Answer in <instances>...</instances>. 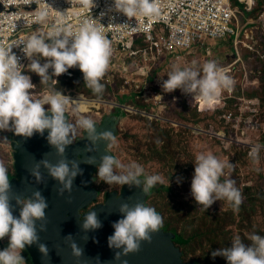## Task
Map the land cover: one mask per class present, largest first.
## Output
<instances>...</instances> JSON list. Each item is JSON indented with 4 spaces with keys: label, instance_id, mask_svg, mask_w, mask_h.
<instances>
[{
    "label": "clouds",
    "instance_id": "9594fccd",
    "mask_svg": "<svg viewBox=\"0 0 264 264\" xmlns=\"http://www.w3.org/2000/svg\"><path fill=\"white\" fill-rule=\"evenodd\" d=\"M158 2L159 0H113L111 10L122 13L128 18L136 16L155 17L159 14ZM82 3L92 8L95 6L94 0H82ZM49 8L52 6L46 4L45 8L36 11V20L39 24L47 23ZM254 10L256 13L258 12L257 8ZM57 12V23L50 33H44L38 28L24 40L6 47L0 46V131H12L17 136L31 138L34 133L43 135L45 130H48L47 141L61 159L53 164L48 159L43 158L29 169V174L35 178L37 184L44 183L40 171L43 167L48 176L58 182L57 193L60 196H63L65 192L69 194L72 192L76 177L83 174L79 166L81 163L96 165V176L109 186L136 187L147 195L157 184L165 183L164 176L149 174L143 165L137 162L125 164L112 155L108 149L117 145L116 134L111 130L98 131L99 127L90 116L79 115L74 122L69 120L67 115L69 107L72 106L74 112H79L80 106L84 102L82 96L78 100H73L69 96L82 93L64 95L56 88H48L44 93H41L43 94L41 97L35 98L30 91L35 88V85L32 84L30 76L22 74L23 65L19 62L20 57L12 51L13 46H23L21 50L24 56L30 60L28 70L41 78V84H47L53 80V85H56L60 75L67 73L71 68L78 67L83 76L80 71H76L84 79V86L99 98L104 92V85L101 81L104 79L108 68L111 72L105 77L106 82L112 83L115 72L124 77L121 68H116L117 62L110 63L112 45L105 35L106 27L100 23L99 19L86 18L78 27L71 29L64 24L65 13ZM103 15L102 13L101 18ZM245 29L248 28L237 31L239 33L237 37L227 36L223 39L197 41L199 44L196 48L204 49H207V41L224 42L229 54L222 66L215 60L206 61L201 68L187 66L181 68L173 65L167 73V80L162 83L163 90L170 93L180 89L187 94L186 99L190 95V98L195 100H191L190 104L198 105L200 109L207 111L224 106L226 95L230 94L225 90H230L235 83L240 81L246 88L257 85V81L250 79L241 56L240 49H248L244 45L245 42H248L244 34ZM49 41L51 42L49 43ZM232 44L235 45V48ZM193 48L195 47L192 46L191 50ZM248 50L255 51V49ZM184 54L180 60H184ZM37 55L48 58L47 62L41 64L40 60L35 58ZM233 62H235L234 67L237 68L234 74H237L239 70L243 73L241 79L234 76L232 70L227 72L224 69ZM167 66L170 65L167 64ZM49 69L52 70L51 73ZM245 74L249 80L247 85L244 82ZM156 97L161 98L160 96ZM99 100L102 105L114 106L117 104L113 100ZM256 100L260 102L259 99ZM200 104L205 108H201ZM45 105L49 106L47 113L50 115L46 113ZM116 108L118 106L112 107V109ZM112 109L105 112L102 109L101 117L106 113H114ZM170 122V124L173 123V121ZM77 130H83L87 134L86 138L90 141V146H86L83 150L85 153L98 152V146L101 143H106L105 154L100 155L99 158L95 155H87L83 159L69 160L65 155L66 149L74 143ZM218 133L208 132V135L219 138ZM224 136V139H219L223 141L228 139L226 134ZM6 142L8 140L4 138L0 144ZM261 148L264 147L254 145L250 149L249 156L254 162L259 159ZM192 162L195 167L191 181V196L197 205L207 210L216 201L226 200L234 208L240 206L243 201V194L236 186V181L230 177L221 180V177L226 175L225 169L234 170L236 165L221 159L211 151L198 152ZM13 200H15V205L19 206V217L13 215ZM47 208V200L39 190L34 191L30 197L12 194L8 169L5 163L0 160V240L5 237L8 238L7 247L0 250V264H26L22 252L26 246L32 245H37L42 258L48 260L49 249L46 244L40 243L39 236V232L47 230L46 224L42 223L39 232L37 230V221H45ZM118 212L122 218L112 224L114 233L108 237V247L116 250L114 261L119 262V264H128V261L123 258L129 254L139 253L142 242H152L153 234L159 232L163 227V217L154 207L139 200L133 204L122 203ZM80 223L85 233L102 227L98 213L93 210L87 212ZM247 238L250 245L245 244L239 235L234 236L232 246L212 252L213 258L222 256L226 258L228 264H264V236L252 233ZM65 239L71 241L69 246L72 256L79 261L83 256V249L73 240L72 235H68ZM84 239L87 241L88 237L86 236ZM95 264H100L99 257L95 259Z\"/></svg>",
    "mask_w": 264,
    "mask_h": 264
},
{
    "label": "rangeland",
    "instance_id": "374dc122",
    "mask_svg": "<svg viewBox=\"0 0 264 264\" xmlns=\"http://www.w3.org/2000/svg\"><path fill=\"white\" fill-rule=\"evenodd\" d=\"M258 4V10H262L264 6V0H256ZM230 4L233 8L236 9L235 18L232 21V26L236 29L242 30L244 28H251L252 25L249 24L250 18L249 17H258L259 18V11L256 13L254 12H246L244 10V6L240 3H238L237 0H230ZM159 30L163 32V35L159 34ZM260 34V33H257ZM167 32L163 29L162 25L155 26L152 32L153 39L155 42L161 43L162 37H166ZM162 36V37H161ZM259 41L255 44V51L252 52L254 55L256 53H263L264 52V41L262 40L261 36L258 37ZM198 42L194 44V47L192 50L190 49L188 53L184 54L183 58L184 60L180 61H174L171 59L169 55L165 56L164 53H162L160 56H158L157 59L152 61V56L156 54V50H150L149 49V43L145 42L142 36H134L133 37V47L132 50L136 52L135 56L131 57H123L122 62H124L126 68H127V75L130 79L143 81L144 78L146 80L147 84H151L152 86L158 85L161 81L162 74L160 73L159 76L157 75L155 79H153L152 83L149 79L151 77V68L154 67L155 70H158L163 64H165V70L169 72L173 65H176L178 67H194L197 68V64H204L206 61L209 60H215L220 66H222V63L225 61L227 55L229 54L227 45L224 44V42L221 41H207L206 47L204 48H196L198 47ZM232 46L235 48V45L232 44ZM143 51H145L147 55V61H144L142 54ZM48 58H45V61H47ZM121 61V60H118ZM166 63H168L167 66ZM116 65V68H118V65ZM143 65H147L149 68L147 70L143 69V71L138 72L137 70L142 67ZM235 70L237 68L234 67L232 69V74H234ZM111 72V70L108 68L106 74ZM121 73V71H120ZM143 73L145 74L144 77L142 76ZM23 75H28L31 77V82L33 85H35V88L30 90L35 98L41 97L45 92V87L41 85H37L34 83L36 79L41 81V78L34 72H31L28 70V66L25 67V69L22 72ZM123 78L122 86L124 84L125 78ZM167 80V79H165ZM54 81H51V84L48 83L47 86L53 85ZM56 87V86H55ZM159 88L158 91L164 96V102H165V111H164V105H162L161 110L164 111L163 115L168 118H176L177 113L175 111V106L171 102H167L169 99V92H165L162 88V84L158 85ZM149 88V89H147ZM152 87L147 86L144 83H140L139 90H130L128 93L131 95H125V94H119L121 97L125 95L124 99L128 100L130 102L137 101L136 98L140 99V97H143L144 90L147 89L148 92L151 93L149 98L147 99V102L149 100H152L154 103L155 99L152 97V95L156 92H153ZM59 90V89H58ZM146 91V92H147ZM233 91V87L225 92L231 93ZM262 95L261 99L264 98V81L262 83ZM140 94V95H139ZM136 95H139L138 97ZM82 96L84 98V102L80 106L79 112H74L72 110V106L69 107V111L67 115L69 116V120L75 121V119L79 115H86L90 116L92 119L99 120L101 118V114L103 112L108 111V109H111L109 106L110 104H100L99 99H94L89 96H86L84 94H75L74 96H69L73 100H78L79 97ZM129 96V97H128ZM157 96V95H155ZM158 98V97H157ZM156 98V99H157ZM123 99V100H124ZM160 99V98H159ZM188 99V100H187ZM186 103L188 105H191L189 102L191 100L195 101L193 98H190V95L187 96ZM119 99H117L118 105H128V102L125 103V101L118 102ZM192 101V102H193ZM163 102V100H162ZM103 103V102H102ZM116 103V102H115ZM204 104V103H203ZM241 105V103H240ZM45 110L48 109V105H45ZM100 108L99 114L96 112L97 109ZM201 108H205V106H201ZM134 108V107H133ZM103 109V112H102ZM119 108H116L114 112H118ZM135 110L142 111L139 109L134 108ZM254 109V108H252ZM246 111H249V109L245 108L244 113ZM145 112V111H144ZM162 112L158 113V108H156V105L153 104L151 115L159 114L160 117H162ZM183 110H180L179 113L182 114ZM125 115L123 116V119H121L120 123L117 126V145L110 148L109 151L112 153V155L119 158L123 163L127 164L130 162H137L145 167V170L149 174H158V172L164 168L167 170L170 174H174L176 172V169L179 168V171L175 173V180L176 182L180 183L179 189L177 191L171 193V191H159L155 188L152 189L149 197L147 198L146 204L149 206H152L158 211L161 216L163 217V223L164 224H170L172 228H176L177 233L185 235V238H190V243L184 246H180L186 254L183 259L185 261H190L191 257L196 256H202L203 250V239L199 236H195L194 233L196 231V227L199 223V218L202 216L205 220L212 219L213 216L206 218L205 216V209L202 206H198L197 208H191V206H181L178 203L174 204L176 199L182 198L184 192L182 190H187L186 194H191V181L194 174V163L192 162L195 158V155L198 152H206L211 151L210 145L208 141H206L205 138L202 139H193L189 135V131H192L194 135L203 134L208 135V131L203 130L201 126L203 124H192V120L194 119V115L191 113V115L188 114V119L184 118L185 121H180L178 123H172L171 127L172 129H169L167 125L161 124H153V123H147L144 120H142L138 116H132V115H138L135 113L138 112H129L125 111ZM241 113V112H240ZM143 114V113H141ZM141 114H139L141 116ZM181 114L178 115V118H181ZM243 114V113H242ZM250 114V113H247ZM143 114L142 117H146L149 120H152L154 118H151V115H145ZM187 115V112L185 111V116ZM251 115V114H250ZM248 115L247 119H250L252 116ZM227 117V116H226ZM241 119V116H238ZM253 118V117H252ZM246 119V120H247ZM156 120V119H154ZM169 121V119H166ZM159 121V120H157ZM171 121V120H170ZM168 123H171V122ZM264 126V122L263 125ZM261 126V128H262ZM185 128L188 129L187 132H179V128ZM252 130V129H251ZM81 130H77V135L74 137L76 139L81 135ZM12 131H0V142H3L4 138H7L8 142L0 144V160H2L5 163V166L8 169V176L9 180H11L15 175V167H14V159L12 157V148L11 146V140L10 134ZM225 133L223 131H220L218 133V136L220 139H224L223 137ZM239 135V136H238ZM231 135H228L227 138L229 139ZM239 137V138H238ZM226 139L222 141V144L228 148L229 144L232 142L230 140L235 139L237 143H239L242 146L249 147L246 144L250 143L252 145H263L264 142H259V140L264 139V130H252L249 129H242L241 134H233L232 138L229 140ZM165 143H163V142ZM245 143V144H244ZM250 148V147H249ZM264 149V148H263ZM219 153L215 154L221 159L226 161L227 155ZM234 153V151L229 150L227 153ZM264 155V154H263ZM232 159H234V165H236V169H239L238 173L235 174L234 180L236 183H238L236 186L240 189V191L243 194V201L240 204L238 208H234L228 201L221 200L216 201L209 209H215L218 213L216 216L220 217L221 219L224 218L225 215L229 217L237 216V223L233 227L234 232L232 234H238L236 231L238 230L239 220L244 217L243 212H249L252 215V219L255 223L258 225L264 224V156L259 157L257 161H253L252 158H250L249 153L248 157L244 155H240L238 157H235V155H232ZM261 160V162H260ZM178 162V163H177ZM183 167V172L181 165ZM177 165V168L173 167ZM231 170L227 169L225 170V174H228ZM97 169L93 173V183L92 187L98 192L97 196V202H102L104 198V194L106 192H118L122 185H107L103 183L97 176ZM224 177V176H222ZM169 183H166L168 185ZM157 186V185H156ZM184 186L186 188H184ZM248 186L249 188H246ZM197 204V203H196ZM94 205V204H93ZM219 210V211H218ZM221 214V216H219ZM225 214V215H224ZM247 216V215H246ZM216 222L219 221V218L215 220ZM194 225V226H193ZM217 227V226H216ZM231 227H228L229 229ZM162 229H164L162 227ZM166 230V229H164ZM171 231V230H166ZM173 232V231H172ZM174 233V232H173ZM175 240V239H174ZM175 244V243H174ZM179 248V247H178ZM181 251V249H180Z\"/></svg>",
    "mask_w": 264,
    "mask_h": 264
},
{
    "label": "built area",
    "instance_id": "2783aa9c",
    "mask_svg": "<svg viewBox=\"0 0 264 264\" xmlns=\"http://www.w3.org/2000/svg\"><path fill=\"white\" fill-rule=\"evenodd\" d=\"M238 2L243 4L246 12H252L255 8L258 10L256 0H238ZM46 4L52 6V8L48 9V21L45 24H39L36 20V11L45 8ZM94 4L95 6L92 8L85 6L82 3V0H0V46L6 47L24 40L32 31H35L38 28L44 33H50L53 26L57 23V11L65 13L64 24L71 29L78 27L86 18L92 17L93 19H99L100 23L106 27V37L111 41L112 56L110 63L116 61L118 67L123 71L122 73L125 78L120 94H127L130 90H139L140 83L153 87L151 84L146 83L145 78L144 82H140L138 80L130 79L128 75H125L128 70L124 62H122V58L136 55V52L132 50L134 36H142L144 41L149 43V49L156 50L157 56L153 55L152 61L157 59L162 53H164L165 56L169 55L171 59L177 61L180 60L182 55L189 51L197 41L206 39H223L227 36H239V33H237L239 29L232 26V21L235 18L237 8L231 6L230 0H159V14L157 16H136L133 18H128L122 13L112 11L113 0H94ZM102 13L104 15L101 18ZM158 25H162L163 29L167 32L166 37L161 36V43L155 42L152 36L154 27ZM159 34L163 35V32L159 30ZM244 34L248 41L245 42L244 45L247 46L248 49H255V44L259 41L258 37L261 36L264 41V7L259 11V18L257 17L256 24L250 29H245ZM22 47V45L20 47L13 46L12 51L20 57L19 62L23 65L24 70L25 67L30 64V60L24 56V53L21 50ZM142 57L144 61H147L148 58L145 51H143ZM35 58L39 59L41 64L47 62L45 61V58L39 55ZM234 63L235 62L224 69H226L227 72L234 69ZM167 64L168 63H166V65ZM112 65L114 66V64ZM163 66H165V64H163L162 67ZM148 68L147 65H143L137 71L141 72L143 69L147 70ZM76 70L80 71L78 67H74L60 76L69 78ZM49 72L51 73L52 70L49 69ZM80 73L83 76L81 71ZM144 75L145 74L143 73L142 76L144 77ZM155 78L156 77L153 79ZM161 78L162 79L158 85L162 84L164 81V77ZM153 79L150 80L151 83ZM244 82L245 85L249 84L247 74L244 75ZM147 89L143 92V96L146 100L151 95ZM155 95L160 96L161 98L159 99ZM152 97L155 99L153 104L158 108V113H161L162 105L160 103H162L164 96L161 93L156 92ZM259 105L260 102L256 99L242 98L240 109L241 119L238 116L233 117L236 123V132L233 134H241L242 129L245 128L250 131L255 129L262 130V128L264 130V126H262L263 122L253 120L252 117L250 119H247L248 117L244 118V114L246 113H250L251 115L257 113ZM117 106L124 111L138 112L135 114L143 113L147 116L151 115V112L138 111L132 106L115 104L114 106L110 105L109 107L112 109V107L114 108ZM245 108L249 109V111L244 113ZM98 111L99 110L97 109L96 112L99 114ZM158 113L156 115H151V118L169 122L165 118L160 117ZM226 119L232 120L231 115H227ZM243 120L245 121V126L240 130V124ZM233 134L229 139L232 138ZM230 141L237 142L235 139ZM245 141L250 149L254 146L247 143V140Z\"/></svg>",
    "mask_w": 264,
    "mask_h": 264
},
{
    "label": "water",
    "instance_id": "95a60500",
    "mask_svg": "<svg viewBox=\"0 0 264 264\" xmlns=\"http://www.w3.org/2000/svg\"><path fill=\"white\" fill-rule=\"evenodd\" d=\"M124 112L119 109L118 112L106 113L99 121H96L98 131L111 130L116 134L117 126L125 115ZM47 114L50 115V113ZM9 134L12 138V157L16 171V175L10 180L12 194L30 197L34 191L39 190L48 203L46 219L37 221V230L39 232L42 223L46 224L47 230L39 232V236L40 243L46 244L49 249V258L48 260L42 258L37 245L26 246L25 249L32 264H95L97 257H99L100 264H108V262L119 264L114 261L116 250L108 247V237L114 233L112 224L122 218L118 209L122 203L133 204L137 200L146 203L151 192L145 195L139 188H130L125 185L118 192H106L102 202L96 203L98 192L92 187V183L93 173L97 166L81 163L79 166L83 174L76 177L72 192L70 194L65 192L63 196H60L57 193L58 182L50 178L43 167L40 171L44 183L37 184L35 178L29 174V169L43 158L53 164L61 159L47 141L48 130H45L43 135L34 133L31 138L17 136L14 132ZM86 137L87 134L81 130V135L67 147L65 155L69 160L83 159L87 155H95L99 158L100 155L105 154L106 143L98 146V152L85 153L83 151L85 147L90 146V141ZM12 203L13 215L19 217V206L15 205V200ZM91 210L98 213L102 227L85 233L80 221ZM68 235H72L73 240L83 249V256L79 261L72 256L69 246L71 241L65 239ZM86 236L87 241L84 239ZM175 237L172 231L161 228L159 232L153 234L151 243L142 242L139 253L129 254L123 259H126L128 264H197L195 261L182 259V252L174 244Z\"/></svg>",
    "mask_w": 264,
    "mask_h": 264
},
{
    "label": "trees",
    "instance_id": "16d2710c",
    "mask_svg": "<svg viewBox=\"0 0 264 264\" xmlns=\"http://www.w3.org/2000/svg\"><path fill=\"white\" fill-rule=\"evenodd\" d=\"M241 56H242V60L244 65L246 66V69L248 70L250 79L252 81H257V85H253L250 86L248 88L244 87L243 84L239 81L238 83H235L233 86V91L230 94L226 95L225 101H224V106L222 107H218L214 110H202L198 107V105H188L186 103V93H184L182 90L180 89H176L173 92L169 93V99L167 102H171L172 104H174L175 106V111L177 113V117L176 118H168L166 116L163 115L164 111H165V102H164V97H163V105H164V111L162 112V117L165 119H169V121H173V122H180V121H185L184 118H186V120L188 119V114L191 115V113L194 115V119L191 121L192 124H203V126H201V128L203 130H206L208 132L217 134L219 131H223L226 136L228 135H232L233 133L236 132V123L233 119L234 116L239 115L240 113V103H241V98H255V99H259L260 100V106L258 108L257 113L255 114H245V117H248V115L253 117V120H258L260 122H264V98L261 99V95H262V83L264 81V54L263 53H256V55H254L252 53V51L245 49V48H241ZM165 66H161L160 68H158V70H155L154 67L151 68V77H149L150 80H152L154 77H156L157 75H159L160 73L162 74V76L164 77V80L167 79V71L164 68ZM202 64H197V68H201ZM242 71L239 70L237 74H234V76H238L240 79L242 78ZM109 75V74H105V77ZM105 77L104 79L101 81V83L104 85V92L103 95L99 98H97L96 96H94L92 94V92L87 89L84 86V79L82 78V76L80 75V73L78 71H74L73 76L70 78H65V77H60L56 83V85H50V88H56L58 91H61L64 95L68 94V95H73L75 93H82L86 96H89L91 98L94 99H106V100H112V99H119L118 101H125L126 103L128 102V105L145 111V112H151L152 111V107H153V102L152 100H149L147 102V100L144 98V96L140 97V99L136 98L137 101L130 102L128 100H125L124 97L125 95L129 96L131 95L130 93H127L125 95H123L121 97V95H119V90L122 87V82H123V78L121 76V74L119 75L117 72L114 73L113 76V81L112 83H108L105 81ZM53 79V77H52ZM50 80L48 83L51 84ZM35 84L37 85H41L44 86L45 89H48L49 86L48 83L47 84H41V81H39L38 79H36L34 81ZM56 86V87H55ZM158 85L153 86L151 89L153 92L158 91ZM140 95V94H139ZM139 95H136L137 97ZM128 96V97H129ZM124 99V100H123ZM180 110H183L182 114L179 113ZM185 111L187 112V115L185 116ZM181 114V118H178V115ZM231 115L232 120H227L226 116L227 115ZM132 116H138L140 117L142 120H144L147 123H153V124H159V122L161 124H165L168 126L169 129H172V125L168 122H163V121H157V120H149L146 117H142V115L140 116L138 115H132ZM186 122V121H185ZM187 123V122H186ZM245 126V121L243 120L242 123L240 124V130L242 128H244ZM188 129L179 128V132H187ZM239 130V131H240ZM189 135L193 138V139H202L205 138L206 141H208L209 145L211 146L210 149L212 150V153H219L218 151H222L220 153L222 154H226L227 158L226 161H229L230 163L234 164V159H232V155H235V157H238L240 155H244L248 157V153L250 151L249 147L246 146H242L237 142H231L228 146V148H226L223 144L222 141L219 138H217L216 136H210V135H203V134H198V135H194L192 133V131H189ZM163 142V141H161ZM259 142H264V139L261 141L259 140ZM165 143V142H163ZM261 145V144H260ZM263 146V145H261ZM264 147V146H263ZM231 150L234 151L236 154L234 153H230L228 154L227 152ZM264 149L261 148V151L259 153V157H263L264 155ZM261 162V160H260ZM178 163V162H177ZM180 164V163H179ZM181 165V170L183 172V167L182 164ZM175 168H177V165L174 164ZM227 170V169H225ZM179 171V168L176 169V172ZM239 171V169H234L231 170L228 174H226L224 177H221V180L230 177L231 179L234 180L235 178V174H237ZM175 172V173H176ZM175 173L174 174H170L167 170H165L164 168H162L158 174H161L162 176L165 177V183L164 184H157V186L155 187V189L159 191H171V193L177 191V189H179L180 187V183L176 182L175 180ZM12 177V176H11ZM10 177V178H11ZM9 178V179H10ZM169 184L166 185V183ZM239 183V182H238ZM236 183V185L238 184ZM184 188H186L184 186ZM246 188H249L248 186H246ZM187 190H182V192H184V194L182 195V198L176 199L174 204H179L181 206H191V208L194 207H198L199 205L196 204L194 198L191 196V194H186ZM219 211V210H218ZM158 212V211H157ZM159 213V212H158ZM218 212L215 209H207L205 210V216L206 218H209L211 216L212 219H208L205 220L202 216L199 218V223L198 226L196 227V231L194 233L195 236H199L203 239V246H202V250L204 253H202V256H196V257H191L190 261H195L197 264H228V261L226 260V258L222 257V256H216L215 258H213L212 256V252L217 251L221 248H230L232 246V239L234 236L239 235L241 237V239L243 240V242L245 244H249L250 245V241L248 240V235L252 234V233H256L259 234L261 236H264V224L263 225H258L257 223L254 222V220L252 219V215L249 212H243L244 213V217H242L239 220V225H238V230L236 231L238 234H232L234 232L233 227L235 226V224L237 223V216L229 217L227 215L224 216V218H220L218 216H216ZM160 214V213H159ZM247 215V216H246ZM221 216V214L219 215ZM219 218V221L216 222L215 220ZM194 226V225H193ZM217 226V227H216ZM228 227H231L229 229H227ZM163 228L166 230H171L175 233V240L174 243L177 247H179V249H181L182 252V259L183 257L186 256V254H184L182 248L180 246H184L187 245L188 243H190V238H185V235L183 234V236L179 233H177L176 228H172V226L170 224H164L163 223ZM24 255L26 257V260L28 261L29 264H32L31 262V258L28 254V252L26 251V249L24 250ZM184 260V259H183ZM185 261V260H184Z\"/></svg>",
    "mask_w": 264,
    "mask_h": 264
},
{
    "label": "crops",
    "instance_id": "0c3cea01",
    "mask_svg": "<svg viewBox=\"0 0 264 264\" xmlns=\"http://www.w3.org/2000/svg\"><path fill=\"white\" fill-rule=\"evenodd\" d=\"M249 18H250L249 24L255 25L256 24V21H257V17H249ZM119 93H120V91H119ZM112 100L115 101V102H117V99H115V98L112 99ZM112 111H115V109H112ZM7 245H8V238L7 237H5L4 239L0 240V250H3L5 247H7ZM22 256L25 259L26 264H29L28 261L26 260L25 255H24V251L22 252Z\"/></svg>",
    "mask_w": 264,
    "mask_h": 264
},
{
    "label": "flooded vegetation",
    "instance_id": "af4514ba",
    "mask_svg": "<svg viewBox=\"0 0 264 264\" xmlns=\"http://www.w3.org/2000/svg\"><path fill=\"white\" fill-rule=\"evenodd\" d=\"M99 120H100V119H99ZM99 120H97V121H99ZM76 135H77V134H76ZM76 135H75V136H76Z\"/></svg>",
    "mask_w": 264,
    "mask_h": 264
}]
</instances>
